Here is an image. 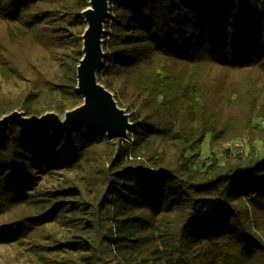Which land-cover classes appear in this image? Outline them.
Segmentation results:
<instances>
[{"label": "trees", "instance_id": "16d2710c", "mask_svg": "<svg viewBox=\"0 0 264 264\" xmlns=\"http://www.w3.org/2000/svg\"><path fill=\"white\" fill-rule=\"evenodd\" d=\"M88 6L0 0V117L82 103ZM109 6L97 80L128 138L3 128L0 243L33 264H264V0Z\"/></svg>", "mask_w": 264, "mask_h": 264}, {"label": "water", "instance_id": "95a60500", "mask_svg": "<svg viewBox=\"0 0 264 264\" xmlns=\"http://www.w3.org/2000/svg\"><path fill=\"white\" fill-rule=\"evenodd\" d=\"M110 0H89V6L82 11L86 28L82 34V58L76 68V92L82 103L62 116L45 112L40 116H27L14 110L0 117V131L15 123L23 130L32 132L52 128L70 134L80 126L98 129L109 140H121L132 129L129 114L118 106L113 94L97 80L105 56L102 49L104 24L110 16Z\"/></svg>", "mask_w": 264, "mask_h": 264}, {"label": "rangeland", "instance_id": "374dc122", "mask_svg": "<svg viewBox=\"0 0 264 264\" xmlns=\"http://www.w3.org/2000/svg\"><path fill=\"white\" fill-rule=\"evenodd\" d=\"M261 124L264 125V122H261ZM232 144L240 151H243L244 145L242 143L234 141ZM223 147H225L224 144L220 145V148L215 147V150L220 151ZM25 247L24 245L0 243V264H33Z\"/></svg>", "mask_w": 264, "mask_h": 264}, {"label": "built area", "instance_id": "2783aa9c", "mask_svg": "<svg viewBox=\"0 0 264 264\" xmlns=\"http://www.w3.org/2000/svg\"><path fill=\"white\" fill-rule=\"evenodd\" d=\"M127 138H128V135H127V137H126V138H124V139H121V141H126V140H127Z\"/></svg>", "mask_w": 264, "mask_h": 264}]
</instances>
